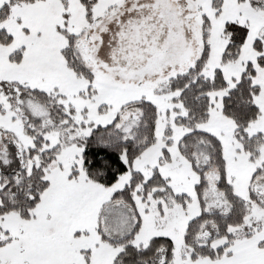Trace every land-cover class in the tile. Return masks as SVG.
<instances>
[{"label": "snow or ice", "instance_id": "1", "mask_svg": "<svg viewBox=\"0 0 264 264\" xmlns=\"http://www.w3.org/2000/svg\"><path fill=\"white\" fill-rule=\"evenodd\" d=\"M0 264H264V0H0Z\"/></svg>", "mask_w": 264, "mask_h": 264}]
</instances>
